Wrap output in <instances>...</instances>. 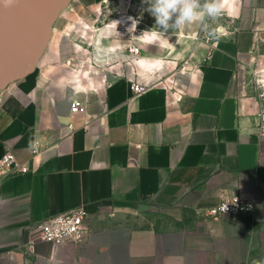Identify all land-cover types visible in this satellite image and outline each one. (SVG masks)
Here are the masks:
<instances>
[{"label": "crops", "instance_id": "1", "mask_svg": "<svg viewBox=\"0 0 264 264\" xmlns=\"http://www.w3.org/2000/svg\"><path fill=\"white\" fill-rule=\"evenodd\" d=\"M40 3L46 46L31 73L0 89V158L10 150L29 168L0 182V264L264 258V139L250 87L264 73V0H223L230 19L211 20L210 42L197 39L199 22L161 37L144 0ZM132 19L147 32L128 64L117 32ZM133 65L140 81L167 79L134 96ZM234 194L256 202L252 215H209ZM81 206L82 242L35 240L37 224Z\"/></svg>", "mask_w": 264, "mask_h": 264}, {"label": "built area", "instance_id": "2", "mask_svg": "<svg viewBox=\"0 0 264 264\" xmlns=\"http://www.w3.org/2000/svg\"><path fill=\"white\" fill-rule=\"evenodd\" d=\"M218 20H227L230 19V15L227 11L222 9L221 15L217 18ZM131 20V18L129 19ZM211 20L207 21V26L203 25L200 35L197 39L204 38L207 42H210L212 38L206 37V30L210 26ZM134 28H129L128 26H119L117 35L127 36L129 35L128 31L133 30L137 32L136 38L138 36H143L144 31L139 29L137 22L132 19ZM107 27L111 28V24H106ZM224 34L220 29L218 30L217 36ZM135 35V34H134ZM214 46L210 45V51ZM141 54V49L138 46L137 42L132 43L128 47V64L137 62ZM117 77H128V72L126 69L122 68L121 72L116 74ZM132 79V91L134 96L141 95L153 87L163 84L164 80L167 79V76L164 74L156 73V80L153 81H140L137 79V75L134 74ZM172 85L170 81L168 87ZM250 87L255 95V100L258 106L256 126L258 130V136L261 139H264V73L260 71H253L251 73ZM71 110L73 113H84L86 111V106L80 101H76L72 104ZM71 128L73 126H70ZM39 152V146L36 142L34 144L33 153L37 154ZM27 164L21 163L16 158V155L8 150L0 158V182L5 178L20 172L28 171ZM256 202L252 199L243 197L239 194L229 195L224 198L219 205L214 208H211L208 211L209 215L215 218L218 217H239V216H249L252 215L255 211ZM88 216L87 210L84 206L75 208L70 212L52 216L35 227V240L44 241L55 246L62 247L67 242L80 243L86 237L88 229L85 225V220Z\"/></svg>", "mask_w": 264, "mask_h": 264}, {"label": "water", "instance_id": "3", "mask_svg": "<svg viewBox=\"0 0 264 264\" xmlns=\"http://www.w3.org/2000/svg\"><path fill=\"white\" fill-rule=\"evenodd\" d=\"M41 0L0 2V89L27 76L46 46L50 22Z\"/></svg>", "mask_w": 264, "mask_h": 264}, {"label": "clouds", "instance_id": "4", "mask_svg": "<svg viewBox=\"0 0 264 264\" xmlns=\"http://www.w3.org/2000/svg\"><path fill=\"white\" fill-rule=\"evenodd\" d=\"M144 3L161 37L195 22L207 26V21L216 20L223 9V0H144ZM251 264H264V258L254 259Z\"/></svg>", "mask_w": 264, "mask_h": 264}, {"label": "rangeland", "instance_id": "5", "mask_svg": "<svg viewBox=\"0 0 264 264\" xmlns=\"http://www.w3.org/2000/svg\"><path fill=\"white\" fill-rule=\"evenodd\" d=\"M139 29H141L142 31H144V34H143V36H138L137 38H136V35H137V32H134L132 29L131 30H129L128 31V33H129V35H127V36H124V35H122V36H120V38L121 39H123V40H125V41H127V44L130 46L132 43H134V42H139L140 40H142V38H144V36L146 35V32H147V30H146V28H143V27H140L139 26ZM135 34V35H134ZM131 64H134V63H131ZM133 68H134V73L136 74L137 72H138V70H137V66H135V65H133ZM153 74V73H152ZM89 77H91V78H93V79H96L97 77H103L102 75H100V76H97L96 77V74H89ZM86 82V83H88L87 81H88V77H86V78H84L83 79V82Z\"/></svg>", "mask_w": 264, "mask_h": 264}, {"label": "bare ground", "instance_id": "6", "mask_svg": "<svg viewBox=\"0 0 264 264\" xmlns=\"http://www.w3.org/2000/svg\"><path fill=\"white\" fill-rule=\"evenodd\" d=\"M134 28V27H133Z\"/></svg>", "mask_w": 264, "mask_h": 264}]
</instances>
